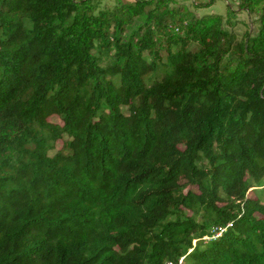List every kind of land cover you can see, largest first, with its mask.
I'll list each match as a JSON object with an SVG mask.
<instances>
[{
    "label": "trees",
    "instance_id": "1",
    "mask_svg": "<svg viewBox=\"0 0 264 264\" xmlns=\"http://www.w3.org/2000/svg\"><path fill=\"white\" fill-rule=\"evenodd\" d=\"M171 2L0 0V264H264V0Z\"/></svg>",
    "mask_w": 264,
    "mask_h": 264
},
{
    "label": "rangeland",
    "instance_id": "2",
    "mask_svg": "<svg viewBox=\"0 0 264 264\" xmlns=\"http://www.w3.org/2000/svg\"><path fill=\"white\" fill-rule=\"evenodd\" d=\"M136 0H97L96 7L100 10L117 12L121 3L133 4ZM155 3L151 4L153 9ZM262 4L251 9H243L240 0H173L167 7H160V10L167 9L168 15L162 23L168 24L163 32H155L160 53L164 54L166 36L183 35L186 28L191 26L196 19L207 15L217 14L223 18V28L231 33L237 40L244 39L246 36H255L258 31ZM148 19L147 14L134 19L133 24L125 26L118 36L126 41L138 31ZM154 30L156 27L149 23ZM156 30V29H155ZM161 34V35H160ZM249 196H254L250 193ZM264 203V196L262 199Z\"/></svg>",
    "mask_w": 264,
    "mask_h": 264
}]
</instances>
